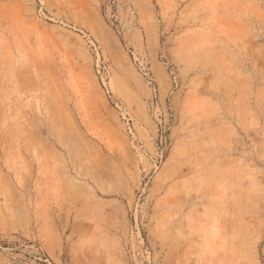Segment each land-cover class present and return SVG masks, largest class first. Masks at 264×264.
<instances>
[{"label": "rangeland", "instance_id": "obj_1", "mask_svg": "<svg viewBox=\"0 0 264 264\" xmlns=\"http://www.w3.org/2000/svg\"><path fill=\"white\" fill-rule=\"evenodd\" d=\"M86 234L264 264V0H0V264Z\"/></svg>", "mask_w": 264, "mask_h": 264}, {"label": "crops", "instance_id": "obj_2", "mask_svg": "<svg viewBox=\"0 0 264 264\" xmlns=\"http://www.w3.org/2000/svg\"><path fill=\"white\" fill-rule=\"evenodd\" d=\"M203 70V69H202ZM203 74V72H201ZM201 77V75H200ZM197 80V83L200 81V78ZM207 109H212L210 102H205ZM220 120V119H219ZM212 119L210 120L211 124ZM228 118L223 117L222 121L218 123L221 126V130L216 129V132L221 133L219 136H234V134L229 133L233 130V124L228 122ZM196 136H202L199 130H196L194 133ZM229 147L220 146L219 152L221 156H229L231 153ZM225 152V153H224ZM71 253V259L73 264H122V261L118 259L110 249L103 244L97 234H86L83 238L79 239L76 242Z\"/></svg>", "mask_w": 264, "mask_h": 264}]
</instances>
